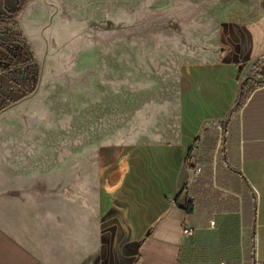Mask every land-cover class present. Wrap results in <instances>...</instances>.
Instances as JSON below:
<instances>
[{"label": "crops", "instance_id": "obj_1", "mask_svg": "<svg viewBox=\"0 0 264 264\" xmlns=\"http://www.w3.org/2000/svg\"><path fill=\"white\" fill-rule=\"evenodd\" d=\"M200 3L218 53L180 65L146 140L98 146L93 187L87 143L0 111L21 118L0 123V264H264V0Z\"/></svg>", "mask_w": 264, "mask_h": 264}, {"label": "rangeland", "instance_id": "obj_2", "mask_svg": "<svg viewBox=\"0 0 264 264\" xmlns=\"http://www.w3.org/2000/svg\"><path fill=\"white\" fill-rule=\"evenodd\" d=\"M202 6L200 0L24 1L28 14L20 26L39 66L38 81L2 111L38 114L23 126L49 129L39 141L49 137L57 152L62 143H87L93 187L98 146L146 140L159 113L174 112L180 65L218 53L217 28ZM20 74L13 76L20 81ZM6 117L1 122L9 125L21 120ZM74 165L77 174L79 162Z\"/></svg>", "mask_w": 264, "mask_h": 264}, {"label": "trees", "instance_id": "obj_3", "mask_svg": "<svg viewBox=\"0 0 264 264\" xmlns=\"http://www.w3.org/2000/svg\"><path fill=\"white\" fill-rule=\"evenodd\" d=\"M24 1L17 0L16 9L9 14H0V110L32 92L38 81L39 66L17 21ZM18 70L20 81L13 76ZM23 81L31 85L22 84Z\"/></svg>", "mask_w": 264, "mask_h": 264}, {"label": "built area", "instance_id": "obj_4", "mask_svg": "<svg viewBox=\"0 0 264 264\" xmlns=\"http://www.w3.org/2000/svg\"><path fill=\"white\" fill-rule=\"evenodd\" d=\"M212 224H215L214 221H212ZM185 234H190L192 232V228L189 227L187 224L185 225V229H184Z\"/></svg>", "mask_w": 264, "mask_h": 264}]
</instances>
